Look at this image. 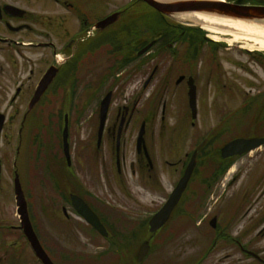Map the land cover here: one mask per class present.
I'll return each mask as SVG.
<instances>
[{"label":"flooded vegetation","instance_id":"flooded-vegetation-1","mask_svg":"<svg viewBox=\"0 0 264 264\" xmlns=\"http://www.w3.org/2000/svg\"><path fill=\"white\" fill-rule=\"evenodd\" d=\"M91 1L0 0V192L12 170V181L18 177L34 232L32 213L41 231L46 224L55 232L76 234L73 241L67 242L74 257L73 262L68 260L71 264H202L206 253L226 246L236 249L238 257L227 252L214 262L264 264V243L253 246L258 235L264 242V212L255 222L258 230L247 238L254 223L251 205L244 210L248 225L233 236L226 227L218 231L216 225L212 227L211 220L217 221L215 213L208 222L213 229L210 244L201 256L187 258L188 223L195 224L198 220L194 216L202 219L211 212L210 207L208 213L204 212L206 207L202 206L207 193H217L218 198L217 191L223 192L233 183L235 179L225 183L224 174L232 165L229 161L240 157L220 156L207 162L210 174L204 178L203 137L193 149L171 160V136L166 139L163 131L173 115L175 100L183 101L185 106L182 122H188L189 115L190 125L195 126L200 72L195 60H202L199 39L201 43L211 42V37H189L187 29L176 24L170 29L179 33L170 35L166 28L150 37V28L136 20L140 9L136 2L108 13L105 1H98L96 7ZM242 1L264 5V0ZM48 4L54 9L51 16L41 10ZM33 5L37 7L35 14L29 9ZM114 12L116 18L111 23L99 26ZM133 19L135 24L130 25ZM45 75L50 77L49 82L32 102ZM189 82L195 86L194 119L188 106ZM80 87L89 91L86 99L93 105L82 120H77L71 106L74 91ZM256 91L245 92L243 104L264 100V88ZM107 95L109 104L101 120V101ZM45 105L54 110H46ZM47 120L50 124L44 125ZM157 134L159 143L164 139L168 148L160 146L157 150ZM221 146L217 149L219 155ZM196 148L194 167L181 196L166 220L151 229L152 216L171 196ZM225 165L224 173L217 177L215 172ZM28 177H32L33 190L28 188ZM250 193L243 196L244 203L252 197ZM33 196L37 197L35 211L30 205ZM79 208L96 218V226ZM9 229L20 231L19 241L9 243V248H19L20 244L26 250L28 244L20 224H3L0 239ZM175 243H179V249ZM40 244L54 264L64 263L60 254L68 251L66 243L51 242L54 253L49 243L40 240ZM8 249L0 243V264L23 263L22 254L16 258Z\"/></svg>","mask_w":264,"mask_h":264},{"label":"rangeland","instance_id":"rangeland-1","mask_svg":"<svg viewBox=\"0 0 264 264\" xmlns=\"http://www.w3.org/2000/svg\"><path fill=\"white\" fill-rule=\"evenodd\" d=\"M98 1L106 2L105 8L108 13L116 9V7L119 9L121 7L129 6L132 2H136L135 4L140 8L138 9V16L136 20L140 25L144 24V26H148L150 28V37L157 35V33L161 32V30L163 31V27H161L159 24L162 25L164 23V25L166 24L168 25V27L169 25L173 24L184 27L194 26L201 30L200 34L208 35L212 38V42H206L203 40L202 43L201 39H199V43L201 44L200 54H202V60H199L198 58L197 60H195L196 66H199L200 69L197 79L199 87V102L197 106L198 115L194 120L195 126L190 125L189 115L188 122H182V119L185 116V106L183 104V101L175 100L172 103L174 104L172 106L173 115H171L166 123L168 126L163 129L166 139L168 135L171 136V160H176L178 157H180V154L183 155L184 152L193 149L196 142L199 141L202 137H204V140L206 139V137H209L211 141V144L209 145L211 147L209 148H214L217 145H223L225 141L233 137H240L244 134H247L246 132L250 130L249 126L251 125V122L249 121H251L255 117L253 106H257L254 104L258 102H252L254 104H243V94L249 89H251L254 94V91H256V89L264 88V50L253 49L254 47H252V49H248V44H246L247 42H244L242 40H233L229 35L215 34L204 29L199 24L186 20H178L176 17H174L175 15H168L170 18L167 17V19L164 20L160 19V16L157 13L158 11L151 10L149 12L147 10V5L141 0H92V6H98ZM29 9L33 12V14H35L37 7L36 5H33V7H29ZM41 10L47 13L49 16H51L54 11L53 7L49 4L44 5ZM143 11L145 13H143ZM133 23L134 19L132 20L130 25ZM214 38L218 39V41L222 43V45L217 44V41H214ZM248 52L251 54L248 55ZM203 55L205 56V58L203 57ZM188 65H190V62L188 63ZM208 67L209 70L206 69ZM82 88L83 87L75 89V100L71 106V113L73 115H76L75 119L77 118V120H82L84 115L86 113H89L88 107L93 105V103H91L90 105V103L87 102L88 99H86L89 91L87 92L86 89L84 90ZM261 95L262 94H260V96ZM44 108H46V110H54L53 106L50 105H45ZM175 110H178L177 115L175 114ZM76 123L78 124L77 121ZM45 124H50V121H45L44 125ZM79 126V130L82 131L84 128L83 122H81ZM174 127H176V129ZM75 129L78 132V128ZM157 130H159L158 125ZM177 131H179V133ZM255 132L256 134L261 136L262 132H264V126L262 128L256 129ZM51 134L53 133L51 132ZM44 135L45 137L47 136L46 131L44 132ZM159 140L160 138L157 134L155 141L157 150L160 149V146H163V149L165 148V146L167 147L166 144H163L164 139L163 142L161 140V143H159ZM11 151L12 152L10 155V159L12 160V157L14 158V149H11ZM27 154L31 155V150ZM206 155L207 156L203 157L201 160L203 162L201 176H204V178L209 177L210 174L208 173L210 171L209 169H207V162L213 161V158L211 159V155L209 153ZM32 170L33 168L30 171L32 172ZM194 176L196 177V175ZM9 177H11L10 180L8 179ZM12 177L13 175L11 170V175H9L8 178L5 179L4 188L0 192V227L3 226V224H11L14 226H17L19 224V218L16 215L14 193L12 192ZM224 177H226L224 179L225 183H227L228 181L231 182L233 181V179L235 180L230 185L225 186V190L223 192H221L220 190L217 191L220 194V197L218 198L217 193L213 196L207 193V196L205 197L206 199L204 200V203H202V206L206 207L204 212L208 213L209 207L212 210L202 219H199V215L197 217L194 216L196 221L201 220L200 225L198 224L197 226L198 221L195 224L191 222L188 223L186 236L188 242V260H194L199 257V255L201 256V253L204 252L207 246L210 244L213 237V229L208 222L212 218V216L215 215V213H217V221L215 223V225L217 226V231L220 230V228L226 227V231H229V233H231V236H233L235 233L239 232L241 227H243L244 225H248L247 217H244V210L248 207V205H251L250 215L253 217L254 223L252 225V230L248 234L247 238L252 237L258 230L259 225H257L256 227L254 225L261 214L264 212V145L252 149V151L244 153L243 155L238 157L236 161L231 165V167L225 172ZM27 181H29L28 188L30 190H33V186L31 185L32 177H28ZM8 185L11 186V189ZM249 192H253L250 193L253 195L251 198H249V200H247V203H244L243 196ZM32 198L33 199L30 201V205H32L35 211L37 197L33 196ZM34 215V213L31 214V219L33 221L34 229L35 231H37L36 234L37 236H39L38 238H40L43 244L49 243V250L51 253H54V250L51 247L54 246V244L51 245V242L66 243L64 244V247H66V249L68 248V251L63 250L60 256L65 260L63 264H71L70 261L73 262L74 257H71L69 251L71 247L68 246L67 242L73 241L72 236L76 234L72 235L71 233L67 232L61 233L60 231V233L55 232L54 229H51L46 224H44V228H41V231L39 228L41 227V225H39V220ZM2 235V238H5H1L0 243H3L6 249L9 248V243H11L12 241H19L20 239V231L18 229L6 230L2 233ZM261 237V235L255 237L256 241L253 246H256V244L257 246H260L262 245V243H264L261 240ZM5 242L7 243V246ZM258 243L261 244L259 245ZM175 245L179 249V243H175ZM18 246L19 248H17V246L10 247L8 250L13 253L16 258L22 254L23 263L14 261L15 263L13 264H37L29 247H27V249L25 250L24 246H21L20 244H18ZM227 248L228 247L226 246L222 249L215 248L209 251L208 254L206 253L202 264H223L225 262H214V260L224 257V254H226L227 252H234L235 257H238L239 254L236 249L230 250ZM166 251L167 250H165V252ZM176 261H178V258L176 259ZM87 264L90 263L87 261Z\"/></svg>","mask_w":264,"mask_h":264},{"label":"water","instance_id":"water-1","mask_svg":"<svg viewBox=\"0 0 264 264\" xmlns=\"http://www.w3.org/2000/svg\"><path fill=\"white\" fill-rule=\"evenodd\" d=\"M142 1H144L147 5L154 8L155 10L161 12L162 14L169 16H173V14L176 12L205 10V11L215 12L220 15L229 16L231 18L245 19L247 21L260 22L262 24L264 23V5L233 3L225 0H170V1L142 0ZM12 8L14 10H17V8L15 7ZM115 18H116V13H113L107 16L106 19L99 24V26L109 24ZM49 79L50 77H48V75H45L43 77L40 84L35 90L34 96L32 98V102L36 101L39 98L43 90L46 88ZM188 96H189L188 106L191 110V116L192 118H194L196 116L195 86L191 82H189ZM108 104H109V96L107 95L101 101V106H100L101 120L104 119L105 113L108 108ZM63 141H64L65 155H67L66 127L64 128L63 131ZM263 144H264L263 136L236 137L227 141L225 144L222 145V147L220 148V155L221 157H229L233 155L243 154ZM196 149L193 151L191 158L187 164V167L182 177L180 178L179 182L177 183L175 189L171 193V196L168 198V200L165 202L162 208L152 216L150 220L151 229L156 228L166 220L170 211L174 207L175 203L178 201L191 175L195 163ZM14 193H15V200L17 206V213L20 219V227L22 228V231L26 239L28 240L32 250L34 251L36 257L40 259L43 264H54L51 258L42 248L32 228L25 207V199L23 198L22 190L19 186V180L17 176L14 179ZM79 211L84 215L85 218H87L89 222L93 223L96 226V218L93 219L86 209L84 210L82 208H79ZM214 221L215 218L211 220L212 227L215 226Z\"/></svg>","mask_w":264,"mask_h":264},{"label":"bare ground","instance_id":"bare-ground-1","mask_svg":"<svg viewBox=\"0 0 264 264\" xmlns=\"http://www.w3.org/2000/svg\"><path fill=\"white\" fill-rule=\"evenodd\" d=\"M173 15L178 20H186L199 24L204 29L215 34L229 35L233 40L247 42L248 49L254 47L253 49L264 50V23L231 18L205 10L182 11L176 12ZM215 41H218V39H215Z\"/></svg>","mask_w":264,"mask_h":264},{"label":"trees","instance_id":"trees-1","mask_svg":"<svg viewBox=\"0 0 264 264\" xmlns=\"http://www.w3.org/2000/svg\"><path fill=\"white\" fill-rule=\"evenodd\" d=\"M143 13H145L143 11ZM158 15L160 16V19H167L166 16H164L163 14H161L160 12H157ZM161 27H163V29L167 28V29H170L172 28L173 26L172 25H169V27H167L168 25H164V23L161 25L159 24ZM165 26V27H164ZM170 32H168L169 34H175V33H179V31H177L176 29H170L169 30ZM160 33V32H159ZM157 33V35L159 34ZM186 33H190L189 31H187ZM163 34V33H162ZM190 35V34H188ZM196 38V37H194ZM196 44V43H195ZM255 102H258V103H251V104H254V105H257V106H253V111H254V119H252L251 121V125L249 126L250 127V130L248 132H246L247 134H244L243 136L244 137H248V136H255V135H258L256 134V129L258 128H262L264 126V100H259V101H255ZM263 104V105H262ZM246 105V104H245ZM264 136V132H262V134ZM203 146H202V153H203V157L207 156L206 154H210L211 155V159L213 158V161H216L217 160V157H220V155L218 154L217 152V149L219 148V145H217L216 147L214 148H209L211 146H209L211 144V141L209 139V137H206V139L204 140V137H203ZM233 161L230 160L228 165ZM228 165H225V166H221L219 167V170H217V172H215L216 176L217 177H220L221 174L224 173L225 169L227 168Z\"/></svg>","mask_w":264,"mask_h":264}]
</instances>
